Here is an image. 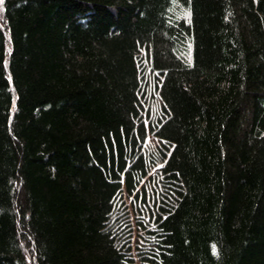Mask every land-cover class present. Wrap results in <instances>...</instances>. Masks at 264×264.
I'll use <instances>...</instances> for the list:
<instances>
[{
	"label": "trees",
	"instance_id": "1",
	"mask_svg": "<svg viewBox=\"0 0 264 264\" xmlns=\"http://www.w3.org/2000/svg\"><path fill=\"white\" fill-rule=\"evenodd\" d=\"M0 264H264V0H3Z\"/></svg>",
	"mask_w": 264,
	"mask_h": 264
},
{
	"label": "rangeland",
	"instance_id": "2",
	"mask_svg": "<svg viewBox=\"0 0 264 264\" xmlns=\"http://www.w3.org/2000/svg\"><path fill=\"white\" fill-rule=\"evenodd\" d=\"M150 88L148 89V94L146 95L145 99V106L149 108L151 111V117L155 116L158 113V110H160V100L157 94V91L155 90L154 83L150 82ZM152 178H150L147 183L146 187L150 194V202L152 201V191L154 188V181L156 180V174L155 169L151 171ZM126 209H120V212L117 216V227L119 228V231L122 232L124 236L127 238L131 237L132 246L136 247L137 237L138 234L142 233L143 231L138 230V220L143 221L145 224L148 220V213L146 211V206L141 205V202H132L130 198H124Z\"/></svg>",
	"mask_w": 264,
	"mask_h": 264
},
{
	"label": "snow or ice",
	"instance_id": "3",
	"mask_svg": "<svg viewBox=\"0 0 264 264\" xmlns=\"http://www.w3.org/2000/svg\"><path fill=\"white\" fill-rule=\"evenodd\" d=\"M3 3V0H0V4H2ZM215 251V250H214Z\"/></svg>",
	"mask_w": 264,
	"mask_h": 264
}]
</instances>
